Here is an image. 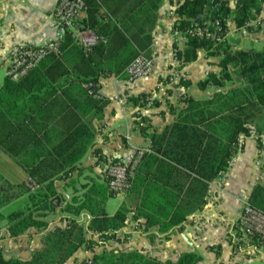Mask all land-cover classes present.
I'll use <instances>...</instances> for the list:
<instances>
[{
  "label": "trees",
  "instance_id": "16d2710c",
  "mask_svg": "<svg viewBox=\"0 0 264 264\" xmlns=\"http://www.w3.org/2000/svg\"><path fill=\"white\" fill-rule=\"evenodd\" d=\"M129 1L117 0L111 7L104 0H85L87 15L75 26L92 29L105 43L86 49L67 34L58 57L48 55L22 78L6 76L0 86V152L10 156L27 178L0 185V221L9 239L31 236L34 230L42 234L44 245L27 260L9 257L0 246V264H66L80 250L90 256L76 264H198L202 258L196 252L161 262L142 250L116 249L111 243L125 242L131 220L143 232L156 229L165 237L181 229L189 215L202 209L209 183L237 153L239 135H247L250 127L264 135V48L230 50L226 43L187 38L176 58L187 64L196 60L199 50L222 56L220 72L210 73L197 83L196 93L181 95L175 106H169L175 118L161 132L152 129L147 117L134 116L147 142L130 190L139 196V204L134 208L121 204L110 216L105 203L114 194L94 183L81 202L73 198L61 209L68 214L61 219L64 226H50L49 216L56 211L52 199L62 198L56 181L75 189L71 174L83 172L80 162L95 147L94 121L103 117L106 100L90 89L103 77L125 78L127 66L140 53L150 57L152 31L164 0ZM177 2L174 13L180 30L189 25L185 18L219 20L225 29L233 19L241 29L264 14V0H236L234 8L228 0ZM257 28L261 29L259 22ZM182 85L192 89L189 81ZM148 97L139 94L128 101L142 107ZM94 152L98 162L104 160L99 150ZM28 179L39 188L31 190ZM22 196L27 197L17 203L19 210L6 208ZM248 203L264 212L263 186L252 189ZM82 212L91 216L86 226L79 222ZM6 237L0 235V240Z\"/></svg>",
  "mask_w": 264,
  "mask_h": 264
},
{
  "label": "crops",
  "instance_id": "0c3cea01",
  "mask_svg": "<svg viewBox=\"0 0 264 264\" xmlns=\"http://www.w3.org/2000/svg\"><path fill=\"white\" fill-rule=\"evenodd\" d=\"M57 1L0 0V69H3L4 78L7 57L14 45L20 43L41 45L53 37L55 28L51 14ZM104 1L112 7L117 0ZM228 1L230 7L234 8L236 0ZM177 3V0L172 2L164 0L157 12L150 47L153 69L149 76L136 81H128L127 76L103 77L95 88L90 89L91 92L95 89L97 94L106 100L103 117L94 121L97 130L95 147L90 149L80 162V167L84 168L83 172L80 175L75 172L71 174L76 180L75 189L66 187V181H56L57 192L62 198L52 199L56 211L55 215L49 216L50 226H64L65 221L61 222V219L68 214L61 213V209L73 198L81 202V195L94 183L108 187L103 176V169L107 163L128 154L132 147L143 148L147 145L134 124L135 115L147 117L152 129L161 132L165 126L172 124L175 118L169 106H175L181 95L196 93L197 83L207 75L220 72L218 64L222 56H208L199 50L196 60L187 64L176 58L175 53L183 50L187 41L173 37L174 25L178 24V16L174 13ZM101 7L102 10H106L104 4ZM258 22L261 29L257 28ZM227 31L225 43L229 45L230 50L250 52L261 51L264 48L263 13L241 29L236 27L233 19H229ZM245 41L249 42L246 48ZM184 81L191 83V90L183 87ZM139 94H147L148 101L142 107H135L128 98ZM250 130H253L256 136L250 135L249 132L247 135H239L240 148L233 156V165L223 184L219 185L214 180L209 183L206 203L200 211L188 216L181 229H175L165 237L156 229L143 232L144 230H140L131 220L125 230L128 233L125 242H112V248L142 250L161 262H175L182 253L196 252L202 258L198 264H258V262L264 264V249L254 256H246L242 252H237L231 242L232 225L238 219L244 204L248 202L252 189L256 185L264 187V135H258L253 127H250ZM95 149L100 151L103 161L98 162ZM2 155L0 162L6 165L7 170L10 167L8 171L12 170V178L8 182L14 185L26 180L22 168L10 158L15 164L12 165L10 159ZM26 197H20L6 208L19 210L16 207L17 203ZM138 197L131 192L124 196L109 197L105 203V211L112 216L121 204L134 208L139 204ZM111 198L118 199L120 204L110 208ZM90 219L91 216L87 212H82L79 216V222L85 226ZM30 232L31 236L9 239L6 237L4 222L0 221V235L6 237L0 240V246L6 255L27 260L31 257L32 251L42 249L44 247L42 234L35 233L34 230ZM97 248V251L101 250V247ZM89 256L90 253L80 250L66 264L79 263Z\"/></svg>",
  "mask_w": 264,
  "mask_h": 264
},
{
  "label": "built area",
  "instance_id": "2783aa9c",
  "mask_svg": "<svg viewBox=\"0 0 264 264\" xmlns=\"http://www.w3.org/2000/svg\"><path fill=\"white\" fill-rule=\"evenodd\" d=\"M173 15V13H170ZM87 5L85 0H58L51 14L55 32L53 37L41 45L20 43L14 45L7 57L6 76L14 81L22 78L35 68L45 57L60 55L61 46L67 34H71L80 46L91 49L98 44L105 43V38L90 28H76L75 22L85 18ZM189 25L180 30L174 25V39L196 38L208 40L215 45L223 44L227 40L228 31L221 21H199L185 18ZM153 69V60L140 53L126 68L128 81H136L149 76ZM250 135H255L253 130ZM240 148V140L238 139ZM146 148L132 147L128 154L111 160L103 169V176L109 190L114 196H124L130 192L136 168ZM238 151V150H237ZM234 162V157L227 161V167L221 170L214 179L222 185ZM27 185L31 190L39 186L28 179ZM210 192V191H209ZM231 242L234 249L246 256H254L264 249V212L246 202L238 219L231 228Z\"/></svg>",
  "mask_w": 264,
  "mask_h": 264
},
{
  "label": "rangeland",
  "instance_id": "374dc122",
  "mask_svg": "<svg viewBox=\"0 0 264 264\" xmlns=\"http://www.w3.org/2000/svg\"><path fill=\"white\" fill-rule=\"evenodd\" d=\"M247 44H249V42H247V41H245V48L247 47ZM3 69H0V86L2 85V82H3V79H4V76H3ZM0 153H2L3 155H5L6 156V158L7 159H10L11 157L10 156H7L6 154H4L3 152H0ZM2 154H0V156L2 155ZM2 155V156H3ZM12 159V158H11ZM11 159L9 160V161H11ZM13 160V159H12ZM14 161V160H13ZM15 162V161H14ZM11 164L12 165H15L12 161H11ZM7 168H8V166H7ZM10 168V167H9ZM9 168H8V170H9ZM7 169H6V165L4 164V163H2V162H0V185L2 184V183H7L8 181H10V179L12 178V170H10V171H8ZM9 183V182H8ZM112 199V198H111ZM119 200L118 199H112L111 201H110V208L112 207V206H116V204H120L119 202H118ZM123 239V238H122ZM98 249V248H97ZM101 249V248H100ZM99 249V250H100ZM258 264H263L262 262H258Z\"/></svg>",
  "mask_w": 264,
  "mask_h": 264
}]
</instances>
